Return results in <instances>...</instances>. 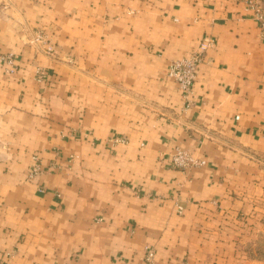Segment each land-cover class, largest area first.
Here are the masks:
<instances>
[{"label":"crops","instance_id":"1","mask_svg":"<svg viewBox=\"0 0 264 264\" xmlns=\"http://www.w3.org/2000/svg\"><path fill=\"white\" fill-rule=\"evenodd\" d=\"M205 37L187 101L167 71ZM1 55L0 264L257 263L264 41L244 1L0 0ZM176 148L206 165L173 168Z\"/></svg>","mask_w":264,"mask_h":264},{"label":"built area","instance_id":"2","mask_svg":"<svg viewBox=\"0 0 264 264\" xmlns=\"http://www.w3.org/2000/svg\"><path fill=\"white\" fill-rule=\"evenodd\" d=\"M244 1L248 8L251 9L256 15L261 30V37L264 41V0H241ZM39 41H43L44 37L42 34L38 35ZM214 40L211 37H205L200 43L199 49L189 56L174 60L168 71L167 76L175 81L178 85L179 90L182 93V96L187 101L190 100V96L193 91V85L197 79L199 67L204 62L207 52L213 47ZM47 52H53V48L49 46L46 49ZM0 61L6 65L13 64V57L9 56H0ZM38 79H43L45 73L42 69H38ZM115 143H125L124 140H116ZM171 165L175 169L179 170H188L193 167L204 166L206 165L205 160L198 159L194 157L189 151H186L181 148H176L174 153L171 155ZM39 164H35L32 168L31 176H34L40 172ZM179 213L183 212V207L178 206ZM155 252L152 249H147L144 261L142 264H153L154 263Z\"/></svg>","mask_w":264,"mask_h":264},{"label":"rangeland","instance_id":"3","mask_svg":"<svg viewBox=\"0 0 264 264\" xmlns=\"http://www.w3.org/2000/svg\"><path fill=\"white\" fill-rule=\"evenodd\" d=\"M248 252L251 258L257 262L256 264H264V229L251 242Z\"/></svg>","mask_w":264,"mask_h":264}]
</instances>
